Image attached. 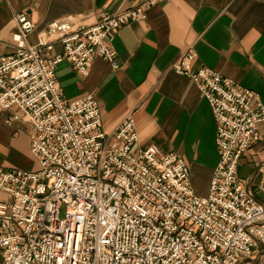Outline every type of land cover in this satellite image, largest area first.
<instances>
[{
	"label": "built area",
	"instance_id": "obj_1",
	"mask_svg": "<svg viewBox=\"0 0 264 264\" xmlns=\"http://www.w3.org/2000/svg\"><path fill=\"white\" fill-rule=\"evenodd\" d=\"M160 1L103 11L93 23L56 18L34 42L35 21L16 13L15 50L0 54V108L15 106L32 124L39 167L0 165V264H239L258 243L264 254V199L238 173L261 138L256 90L213 67L194 68L191 46L173 62L198 84L217 123L220 159L210 192L199 195L184 156L138 147L133 115L107 132L97 98L68 99L56 76L63 60L82 76L96 56L119 67L116 30Z\"/></svg>",
	"mask_w": 264,
	"mask_h": 264
},
{
	"label": "crops",
	"instance_id": "obj_2",
	"mask_svg": "<svg viewBox=\"0 0 264 264\" xmlns=\"http://www.w3.org/2000/svg\"><path fill=\"white\" fill-rule=\"evenodd\" d=\"M142 0H0V54L15 50V15L26 10L36 23L29 34L56 18L75 16L93 23L101 12H119ZM146 17L118 28L113 47L120 66L96 56L86 76L69 60L56 76L68 99L92 93L98 100L102 127L112 131L133 115L138 147L157 145L176 151L187 161L190 180L199 195L210 192L220 159L217 123L212 106L198 84L177 72L173 62L190 46L197 55L193 67L206 65L223 76L256 90L264 102V0H163L146 8ZM56 49L60 51L61 45ZM32 124L17 107L0 108V165L37 169L31 151ZM261 138L240 159V179L259 200L264 199V120ZM1 262V256H0ZM239 264H264L262 244Z\"/></svg>",
	"mask_w": 264,
	"mask_h": 264
},
{
	"label": "rangeland",
	"instance_id": "obj_3",
	"mask_svg": "<svg viewBox=\"0 0 264 264\" xmlns=\"http://www.w3.org/2000/svg\"><path fill=\"white\" fill-rule=\"evenodd\" d=\"M2 199L6 200L7 199V194L3 193L1 195ZM64 212V207L62 208V213Z\"/></svg>",
	"mask_w": 264,
	"mask_h": 264
}]
</instances>
